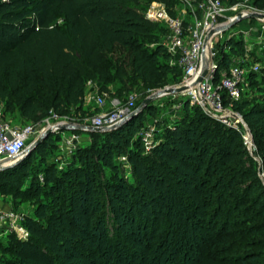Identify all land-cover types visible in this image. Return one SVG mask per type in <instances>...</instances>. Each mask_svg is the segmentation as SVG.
<instances>
[{
    "label": "trees",
    "instance_id": "16d2710c",
    "mask_svg": "<svg viewBox=\"0 0 264 264\" xmlns=\"http://www.w3.org/2000/svg\"><path fill=\"white\" fill-rule=\"evenodd\" d=\"M152 1L0 0V102L6 100L9 111L17 103L21 115L31 121L61 114L69 106L81 107L86 82L105 81L110 63L127 91L137 81L165 84L170 73L179 82L181 70L169 64L170 55L160 43L166 26L145 16ZM151 41L156 43L153 48L147 47ZM219 47L221 67L229 69L232 56L243 54V39L230 38ZM257 75L264 74L251 72L248 79ZM259 97L261 102L253 103L246 91L236 108L253 133L255 155L264 165V91ZM184 106L185 112L197 111L186 124L169 129L152 155L143 154L141 138H134L145 111L115 129L87 130L116 138L99 152L100 161L116 175L112 147L120 151L136 145L128 159L138 183L119 194L114 183L109 194L115 237L108 236L99 216L97 179L91 168H78L74 180L70 170H47L45 184L56 194L48 201L40 199L36 216H27L28 240L15 233L0 240V262L264 264V238L254 244L251 237H264L258 160L246 155L239 130L199 107ZM51 140L48 135L19 165L0 171L10 175L0 182L5 192L21 190L20 172L28 171L36 152L44 154ZM28 189L37 197L45 191L39 181ZM61 189L67 193V204L59 200Z\"/></svg>",
    "mask_w": 264,
    "mask_h": 264
},
{
    "label": "built area",
    "instance_id": "2783aa9c",
    "mask_svg": "<svg viewBox=\"0 0 264 264\" xmlns=\"http://www.w3.org/2000/svg\"><path fill=\"white\" fill-rule=\"evenodd\" d=\"M174 1L175 3L170 4L167 0H154L145 14L151 21L166 26L167 31L160 43L170 55L169 64L181 70L180 81L172 88L184 89L170 94L181 97L179 106L189 104L191 107H199L210 117L239 130L250 153L261 162L255 155L257 146L253 133L243 113L236 108V103L244 97L249 73L264 74V61H252V53L247 48L244 54L238 56L237 64H232L226 69L221 67L217 49L218 40L221 38L227 40L240 34L247 38L252 32V27L234 29L239 22L253 18L250 17L251 13L259 11L252 7L250 0H236L229 3L225 0ZM239 14L243 19L225 29L224 27L237 19ZM256 19L261 20L259 28L262 34L264 18ZM205 69L206 74L199 79ZM93 97L101 106L106 103L102 94ZM136 98L137 93L132 92L125 102L115 99L112 101L113 108L95 114L90 125L104 131L126 122L133 114L138 113ZM51 115L58 117L56 112H52L49 116ZM39 126L38 123L17 126L0 118V171L15 166L33 137L39 138L47 129L61 132L71 126L74 127L65 122L54 125L49 123L41 129ZM78 137L74 135V138ZM153 137V130L143 133L142 139L147 149H154L157 146L156 143L153 144ZM261 177L264 181V171ZM26 218L27 216L20 210L0 204L2 233H15L18 238L28 240L31 233L25 224Z\"/></svg>",
    "mask_w": 264,
    "mask_h": 264
},
{
    "label": "rangeland",
    "instance_id": "374dc122",
    "mask_svg": "<svg viewBox=\"0 0 264 264\" xmlns=\"http://www.w3.org/2000/svg\"><path fill=\"white\" fill-rule=\"evenodd\" d=\"M225 2L229 3L230 0H225ZM250 3L257 11L264 13V4H259L255 2V0H250ZM260 22L261 20L259 19L248 18L239 22L237 24L238 26L234 29L253 28L247 38H244L242 34L236 37L243 39V54L246 52L247 48H249L248 50L251 51L253 56V58H251L252 61L264 60V32L262 34L260 32ZM260 34L261 37H259ZM221 42H224L222 38L219 39L217 43L219 50ZM155 46L156 43L153 41L147 43V47L149 48ZM239 53L232 56V64H237L238 56L242 55ZM106 70L108 77L105 81L94 79L86 82V96L84 104L81 107H78L77 105L69 106L63 113L58 114V117L51 115L40 121H31L21 115L17 103L15 104L14 109L9 111L7 110L6 100L0 102V118L13 125L25 126L32 123H38L40 129L48 126L49 123L50 125H54L59 122H65L74 125V127L71 126V128L61 132L47 129V131L51 130L49 135L52 136V144L45 147L43 150L44 154H42V152H36V156H34L29 163V168L26 173H23L22 171L20 172L18 180L21 184V190L16 189L13 192H5V190L2 189L3 187H0L1 205L14 207L26 216L35 217V210L40 199L48 201L56 194L51 192V186L49 184H45L47 182L45 179L47 170L51 171L54 169L60 174L70 170V175H72L71 180H74L76 179L78 168H91V173L94 174L97 179L96 190L98 196L97 208L99 216L102 219V223L106 226L108 236L115 237L117 228L110 212L109 194L112 192L111 187L114 183L116 186L118 185V189L113 188L117 194L122 192L125 193L128 190V187L126 186L138 183L134 167L128 159L130 149H136V145L131 143L129 147L125 146L120 151H117L115 146L112 147L113 160L117 168L116 175L109 167L104 165L99 158V152L103 148V145L112 142L116 138L110 137L106 133H100L99 135L94 134L87 130H82L78 126L90 125L95 114L113 108L112 101L115 99L125 102L132 92L137 93V108L140 107L149 97L160 93L159 96L153 98L144 108L141 109L140 112L145 111L143 122L139 132L134 136V138H141L143 143V133L153 130V144L156 143L159 145L165 141L169 129L174 128L178 124H186L197 111V108H192L188 112H185V106L178 105L181 101V97L174 96L170 94V92L165 91L178 83L177 80H174V74L172 73L169 74V79L165 84L154 86L137 81L135 88L132 91H127L122 82L116 77L111 63L106 66ZM246 91L253 103L261 102L259 96L261 92L264 91V75L249 77ZM97 94H102L105 97L106 103L104 105L101 106L95 101L93 96H96ZM223 124L229 126L225 123ZM74 135H78L79 137L74 138ZM35 140L36 138L33 137L28 142V146H30ZM245 146L246 145L244 144L246 155L252 156L248 148ZM142 147L143 154L152 155L153 148L147 149L144 143ZM89 152L90 157L87 158V153ZM257 157L259 158V156ZM249 159L250 158L247 160ZM256 168L259 179V187H257V189L259 192H262V190H264V181L261 177V173L264 171L262 161H257ZM9 176V174H0V182L4 183L5 180L9 179ZM118 176H120L121 179H119ZM35 180L39 181L45 189V191H41V196L39 197L35 196L28 189L32 182H36ZM115 180H117V183ZM119 184H121L122 187H120ZM59 193L62 194L59 196L60 202L67 204V193L65 194L62 189ZM262 198H264V195ZM251 237L253 242H255L254 244L257 243V239L263 240L264 238L263 233L254 236L251 235ZM6 239V234L2 233V230H0V240L4 241ZM253 248L258 249L259 247L253 245Z\"/></svg>",
    "mask_w": 264,
    "mask_h": 264
},
{
    "label": "water",
    "instance_id": "95a60500",
    "mask_svg": "<svg viewBox=\"0 0 264 264\" xmlns=\"http://www.w3.org/2000/svg\"><path fill=\"white\" fill-rule=\"evenodd\" d=\"M250 17H253V18H264V13L262 12H254V13H251L250 14ZM243 17L241 14H239V17L237 19H235L233 22H231L228 26H225L224 28H229L233 25H235L236 23L239 22V20H242ZM207 70L205 69L202 73V75L199 77V79H201L205 74H206ZM184 88L183 87H179V88H170V89H167L165 91L167 92H180L182 91ZM160 93H157V94H154L153 96L149 97L148 99H146L140 107H138V110L137 112L139 113L141 111L142 108L145 107L146 104H148L153 98L159 96ZM137 113V114H138ZM136 113L132 115V117L136 116L137 115ZM125 122L115 126V127H112L110 129H115L121 125H123ZM79 128H87L89 130H96V131H101V128H98V127H95V126H92V125H80L78 126ZM51 130H48L45 134H43L42 136H40L39 138H37L27 149L26 151L24 152L22 158L15 164V166L19 165L21 163V161L23 159L26 158V156H28L30 153H32V151L44 140L46 139V137L50 134Z\"/></svg>",
    "mask_w": 264,
    "mask_h": 264
}]
</instances>
